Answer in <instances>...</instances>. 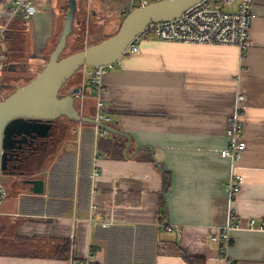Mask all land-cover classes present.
Masks as SVG:
<instances>
[{
  "label": "crops",
  "instance_id": "obj_1",
  "mask_svg": "<svg viewBox=\"0 0 264 264\" xmlns=\"http://www.w3.org/2000/svg\"><path fill=\"white\" fill-rule=\"evenodd\" d=\"M134 1L78 0L76 14L86 3L99 27L119 28ZM69 2L38 0L33 18L23 22L22 43L1 44L4 53L25 50L29 66L43 68ZM225 10L235 12L237 4ZM250 39L245 59L236 47L142 40L137 53L105 75L100 93L105 114L122 133L105 139L119 136L126 146L123 159L98 154L94 214L113 225L88 221L94 127L65 123L61 141L32 175L45 180L43 195L2 183L9 197L0 218V264L89 258L93 264H189L180 249L204 264H220L209 238L228 223L232 202L225 184L233 173L243 183L233 203L238 228L229 255L236 264H264V0H254ZM240 94L248 148L233 165L220 154ZM89 95L80 102L94 118L96 100ZM64 241L70 242L67 259L56 258Z\"/></svg>",
  "mask_w": 264,
  "mask_h": 264
},
{
  "label": "water",
  "instance_id": "obj_2",
  "mask_svg": "<svg viewBox=\"0 0 264 264\" xmlns=\"http://www.w3.org/2000/svg\"><path fill=\"white\" fill-rule=\"evenodd\" d=\"M77 1L70 0L64 28L43 69L28 84L12 86L14 92L0 99V183L8 181L17 187L22 184L30 186L31 192L38 196L45 192V180L33 178L35 172L27 176L20 167L21 163L25 168L31 167L30 163L22 162L19 158L28 141H49L60 126L58 122L64 119L86 126L97 125L110 134L122 135L114 126L97 122L86 113L82 114L77 97L81 88L79 86L64 94L63 89L68 82L82 68L106 66L121 59L128 45L150 23L175 20L204 0L164 1L136 9L124 18L112 36L86 46L81 52L62 57L74 31L75 21L79 24L78 19L87 14L86 3L79 10V15L76 14ZM83 22L86 23V20ZM80 104L83 109L82 102ZM127 139L129 149L131 144Z\"/></svg>",
  "mask_w": 264,
  "mask_h": 264
},
{
  "label": "built area",
  "instance_id": "obj_3",
  "mask_svg": "<svg viewBox=\"0 0 264 264\" xmlns=\"http://www.w3.org/2000/svg\"><path fill=\"white\" fill-rule=\"evenodd\" d=\"M37 1L0 0V19L2 20L0 23V75L11 65L2 49V41L15 20L29 21L33 18L37 11ZM164 1L176 0H135L131 5L129 13L136 9L146 8L151 4ZM253 3L254 0H204L188 9L175 20L150 23L128 45L121 59L110 65L85 67L83 69V81L80 86L81 90L77 94L78 99L83 100L86 92L90 90L96 100L94 119L97 122L114 126L112 119L105 114L104 106L100 99L104 77L109 70L115 69L116 66H122L123 58L137 53L139 44L144 39L155 38L165 42L236 47L240 51L241 58L245 59L253 45L250 39ZM236 4L237 10L235 12L225 10V6H234ZM129 13H126V15ZM244 99V96L241 94L237 97L234 114L230 118L228 125V147L220 154L222 159L229 160L233 165L241 161L243 153L248 148L247 143L243 140L244 118L246 116V112L242 106ZM94 135V164L90 177L92 187L88 221L92 227L108 228L113 224L103 218H98L94 214L98 209L94 202V195L97 193L96 181L101 175V170L97 165L100 158L97 151L98 142L102 138H107L109 133L95 125ZM242 183L243 178L235 173L227 180L225 190L232 202L228 223L225 227L213 232L209 238L210 242L218 248L220 264H236L229 253L234 244L232 232L238 228L237 215L233 203L241 191ZM8 197L9 193L6 187L0 183V218L4 215L2 209ZM81 264L93 263L91 258H89Z\"/></svg>",
  "mask_w": 264,
  "mask_h": 264
},
{
  "label": "rangeland",
  "instance_id": "obj_4",
  "mask_svg": "<svg viewBox=\"0 0 264 264\" xmlns=\"http://www.w3.org/2000/svg\"><path fill=\"white\" fill-rule=\"evenodd\" d=\"M80 19H82V17ZM85 20L86 22H88L86 25L77 24V20L75 21L74 31L69 37L68 47L62 54L63 57H66L68 56V54L75 52L76 50H73L74 46H76L75 49L80 50V49H84L86 46H89L90 44H97L101 42L103 39H105L106 37L110 36L118 28L117 24L115 23L109 24V26L104 29L103 27H99L102 25H97L96 24L97 22L91 18V15L89 18L88 12L85 15ZM41 69L43 68L39 67V70H34L33 68L26 67L25 71L28 72L27 74H24L23 69H21V67L19 66H17L11 71L7 69L3 74L0 75V80L2 81V84L4 85V91L1 92L0 99L3 100L14 92L15 88H13L12 86L21 87V86L28 84L33 78L37 76V74L39 73V71H41ZM109 71H112V70H109ZM80 78L82 79V73L77 74L72 80L68 82V84L63 89V93L67 94L70 91L71 85L75 84L74 82ZM79 86H81V84ZM80 103L81 102L79 100L78 107L81 113L83 114L85 113L84 108L83 109L81 108ZM85 132H86L87 139H89L90 131L88 130ZM103 139L105 138H102L101 142L103 141ZM98 154L99 155L103 154L101 149L100 150L98 149Z\"/></svg>",
  "mask_w": 264,
  "mask_h": 264
},
{
  "label": "trees",
  "instance_id": "obj_5",
  "mask_svg": "<svg viewBox=\"0 0 264 264\" xmlns=\"http://www.w3.org/2000/svg\"><path fill=\"white\" fill-rule=\"evenodd\" d=\"M23 22H24L23 20L17 19V20H15L12 23V25L9 27V29H8V31L6 33V36H5L4 40L2 41V45L7 46L8 45V41L11 42L12 40L14 41L15 39L19 40L22 43V40H23L22 37L24 36V29H25L24 28L25 27V24ZM115 33H112L110 36H112ZM105 39H103V40H105ZM57 43H58V41L56 42V44ZM90 45H92V44H90ZM73 48H74L73 50H76V51L73 52V53H71V54H68V55H73V54H76V53L81 52L83 50V49H80V50L75 49L76 46H74ZM6 54H7L6 56L9 59V62L11 63V65L8 67V69L11 68V67L12 68H16L17 66H19V67H21V69H23V72H25V68L26 67L31 68L29 66V62H30L29 59L31 58V55H29L25 50L22 52V54L20 56H14L11 53L9 54L8 51H7ZM26 55H28V59H25V56ZM50 55H51V53L45 56L46 63L49 61ZM83 69L84 68H82L77 73V74L82 73V79L81 78L80 79H77L74 82L75 84H73V85H75V86L78 85V87H79V85L82 84V81H83ZM73 85H71V87ZM89 97L92 98V99H95V96L93 94L92 95H89ZM126 141L127 140H124V142H126ZM125 147H126L125 146V143H123V140L119 136L111 137V138H108V139H103L102 142L100 140L99 141V144H98V149L99 150L101 149L102 153L106 157L113 158V159H123L124 158V150H125ZM40 162H42V160H40ZM25 186H27V185H25ZM69 245H70V242L69 241H64L62 243L60 249L58 250V252H59L58 254L59 255H57L56 258H59V259H67V256H68L67 254L70 251V246ZM64 253H66V254H64ZM180 254L184 258H186V260L188 261L189 264H204L203 259H201V258H194V257H188L181 249H180Z\"/></svg>",
  "mask_w": 264,
  "mask_h": 264
},
{
  "label": "flooded vegetation",
  "instance_id": "obj_6",
  "mask_svg": "<svg viewBox=\"0 0 264 264\" xmlns=\"http://www.w3.org/2000/svg\"><path fill=\"white\" fill-rule=\"evenodd\" d=\"M83 19H79L80 25H86L83 21L85 20V16H81ZM7 87V86H6ZM78 86L73 85L70 87V90L77 88ZM4 91V85L2 84V81L0 80V94ZM7 94V93H6ZM84 114V113H83ZM70 124L72 126H77L79 123L75 121H68L67 119H64V121L58 122V126L56 130L54 131V134L52 137H50L49 141L44 140H34L28 141L23 147V153L19 154V158L22 162L25 161V163H30L31 167H24L23 163H21L20 167L22 170H25L26 175H32L38 167L42 164L41 162H37L39 159H45L47 156L54 151L56 144H58L62 139V133L65 129L66 124ZM85 125V124H83ZM59 129V131H58Z\"/></svg>",
  "mask_w": 264,
  "mask_h": 264
}]
</instances>
